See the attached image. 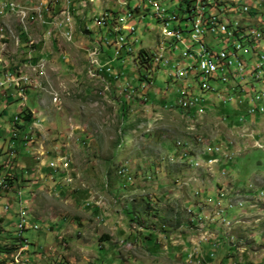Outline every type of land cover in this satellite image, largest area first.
Instances as JSON below:
<instances>
[{
	"label": "rangeland",
	"instance_id": "1",
	"mask_svg": "<svg viewBox=\"0 0 264 264\" xmlns=\"http://www.w3.org/2000/svg\"><path fill=\"white\" fill-rule=\"evenodd\" d=\"M81 1L87 14L78 7L71 13L70 8H65L69 0H0V71L4 67L3 70L12 71L16 77L24 76L33 82L23 93L24 106L29 110H40L36 92H42L45 122L41 126L50 127L48 136L28 135L30 140L21 151L20 168H25L26 175L32 173L36 163L31 151L36 143L47 149L58 143L66 149L60 156L70 159L69 165L66 159L63 168V171L68 168L66 175L71 178L66 182L72 181L68 185L62 181L65 175L56 178L65 189V193H58L59 197L68 196L67 201L71 202L28 204L30 214L26 224L32 228L21 233L16 228L20 222L17 216L20 205L15 195L9 196L12 208L4 216L2 226L12 232L9 243L21 236L27 241L28 251L20 248L25 252L12 260L11 254L19 247L16 246L6 259L0 254V262L12 260L9 264H13L20 255L23 264L29 256L33 264H42L47 258L49 264H264V193L257 195L264 185V151L252 149L253 140L256 144L264 142V116L234 127L229 121L243 114L247 103L241 97H247L250 110L261 108L260 99L257 103L251 99L255 95L264 98L263 74L257 69L258 54L244 40H238L237 44L242 46L239 52L228 51L233 54L231 59L256 70L259 79L254 76L243 83L239 77L226 74L223 77L227 81L222 82L203 75L190 77L186 72L177 81L176 72L180 69L176 67L180 62L177 59H182L186 48L177 45L175 49L174 41L160 35L163 25L157 15L150 18L147 12L156 14L158 1L165 5L170 2L169 13H177L179 9L180 16L186 14L185 19L175 22V26L182 27L183 21L184 28L197 15L196 7L199 12H206L201 11L202 2L194 1L192 5L191 0L186 1L188 4L185 0H151L154 5H150L148 0L123 1V13L128 9L143 20L127 22V26L137 29L132 37L123 31L134 50L122 61L115 59L117 49L111 30H104L103 24L97 22L104 18L106 25L115 24L113 14L102 13L103 8L115 2L78 0ZM232 1L235 4L231 0H217V3L220 7L233 6L240 19L248 20V26L264 34V0ZM140 2L148 3L147 9L140 8ZM244 7L248 8L247 13L243 12ZM99 14L94 26L93 18ZM235 16L229 15L228 19L234 21ZM85 26L91 33L84 31ZM94 29L97 31L93 32ZM210 43L216 52L227 45L219 40H209L207 44ZM97 45L101 47L100 54L89 56L87 50ZM140 47L156 54L151 61L159 67L150 87L144 89L138 88V70L133 61ZM159 48H166L170 58L159 59L158 54L163 56V49ZM259 49L264 51V39ZM39 59L42 62L38 63ZM92 59L112 68V76L118 77L112 80L115 82L106 77L112 86L101 76H90ZM193 65L196 66L195 61ZM31 66H35V73ZM167 66L170 70L164 68ZM34 83L40 84L42 90H35ZM236 84L245 85V90L234 89ZM205 86L211 90L203 92ZM181 87L188 97H192V92L199 95L196 92L199 91L206 101L204 109L190 113L178 109ZM224 88L227 99L232 100L226 107L218 96ZM3 89L15 102L8 104L7 98L0 106L1 111L7 106L5 114L0 115V147L5 139H12L8 132L13 127L5 133L3 124L18 117L16 107L22 102L15 89ZM125 98L128 104L123 108ZM223 107L228 110L227 120L218 115L217 110ZM11 142L15 145L19 141L16 138ZM215 144H220L225 157L222 155L217 166H210L202 154L208 145L212 148ZM47 162L43 171L55 173ZM31 185L32 190L37 187ZM37 194L43 195L44 191ZM21 196L22 200L29 199L27 190ZM153 199L160 202L156 204L160 208L155 211L151 210ZM171 199L172 206L168 204ZM218 201L222 203L220 216L224 218H218ZM4 203L5 198H0V212ZM228 206L231 208L227 209ZM82 221L86 223L83 228ZM190 224L197 226L191 228ZM179 226L185 232L177 230ZM163 229L176 231L164 235ZM201 230L215 235L214 246L206 242L209 240L206 235L199 236V242L204 243L199 244L198 252L194 251L196 246L192 249L181 244L180 234L191 244L187 238L199 235ZM65 242L67 247L59 250ZM55 250H71L76 254L66 258ZM52 252L58 256L51 255Z\"/></svg>",
	"mask_w": 264,
	"mask_h": 264
},
{
	"label": "built area",
	"instance_id": "2",
	"mask_svg": "<svg viewBox=\"0 0 264 264\" xmlns=\"http://www.w3.org/2000/svg\"><path fill=\"white\" fill-rule=\"evenodd\" d=\"M115 7L113 6L112 8H108L106 10V14H113L115 17V24L113 25H106V22L104 21V18L101 19V22L104 26V30H111V34L113 37V43L116 46L117 49V55L119 54L118 50L121 48H124V40H130L129 36H123V27H124V18H123V1H130V0H116ZM203 3V10L201 11H206L208 13V35L210 39V35H222L227 38V45L224 46V55H222V59H220V63L218 67H223V64H230L231 65V73H227L228 77H232V74H240L241 76H249V70H244L243 68H239L237 66H232V62H226L225 60V51H233V52H239V46L241 45H235V36H233L232 33V24H240V26H244V22H249L248 20L240 19L237 13V9H233V6L230 8L228 7H220L217 3V0H212V1H204V0H198ZM151 2V0H150ZM72 2L69 0L68 7L65 8H70V5ZM79 6L78 8H82V1L81 3H78ZM147 4L148 3H141L140 2V8H146L147 9ZM232 4V0H231ZM171 5L170 2H168L166 5L163 3V1H158V5H156V14H148L150 18H152V15H160L166 17L168 21V29H167V37L166 39H173V33H180V42H175V49L176 46L179 45L182 48H186V46L181 44V35H189L190 38H193V34H190L183 28V21H182V27H175V20H181L180 18V10L177 9V13H169V6ZM116 9V11H114ZM39 10V9H35ZM243 12L247 13L248 8L244 7ZM229 15H236L234 21H230L228 19ZM140 22L143 20V18H139ZM215 20H222V23H227L228 26H231V34H224L223 31H215L214 30V22ZM195 22H197V18H195ZM137 28H132V31L130 33V37L134 35V31H136ZM49 34V32H48ZM243 35L244 38V43L246 42L247 34H241ZM262 37V36H261ZM261 37L258 39V44L257 47L254 51L252 52H258V60H257V69L260 71V73L263 74V67H264V61L260 60V52L259 51V42H261ZM165 39V40H166ZM212 45V43H210ZM101 48V47H100ZM163 49V58H170V53L166 52V48ZM89 51V56L92 55H99L100 54V49L97 47H93L88 49ZM190 53H196L195 50H189V57L186 59H177L178 61H181V69H188L190 73H195V68L193 67V64L190 63ZM251 53V52H250ZM251 57V56H250ZM42 60L39 59L38 62H41ZM201 64L204 65V58L201 57ZM153 65V64H152ZM207 68V71L209 72V75H216V67H211V65H204ZM90 76H101L103 73L109 74L111 72L109 68V64H101L100 63H90ZM159 69V67H155V69ZM168 68L170 70V66L164 67ZM217 76V75H216ZM221 79V77H218ZM177 81H181L180 77H177ZM33 84L32 81L29 79H22L16 77L13 72L6 71L2 73V76H0V89H3L4 87H11L14 88L17 91L18 96L22 99L25 100L24 92L27 88L31 87ZM33 86L35 90H42L40 84H36ZM244 86V85H243ZM193 89V85H192ZM198 94H194L192 92V97H185V91L183 90V87L180 88L179 90V98L177 100V108L182 109L184 113H190L192 111H200L204 109V98L202 94L199 91H196ZM195 92V93H196ZM219 99L222 101L223 106L229 105L232 100L227 99V96L225 95V88L222 89V93H218ZM244 100V103H247V106L244 109L243 114H239L236 119V123L240 122H250L251 120H255L256 118H259L261 116H264V98H258L261 100V110L260 112H252L250 110L248 101H246L247 97H241ZM246 101V102H245ZM225 107H223L225 109ZM221 118V117H219ZM18 117L14 118V123L18 122ZM10 134L12 137H16L15 131L11 130ZM213 150L215 153L219 155H223L224 153L221 154L222 151H220V144H215L213 145ZM211 146L208 145L205 151L203 152L202 155H205L208 151H210ZM254 149H259L264 151V142L263 144H256V141L253 140V147ZM227 157L228 155L225 154ZM224 156V155H223ZM225 157V156H224ZM210 166H213L218 163V160L216 158L210 159L206 162ZM50 167L55 169V170H62L63 168L66 167V159L61 158L55 163H51ZM223 175V173H222ZM0 188L2 189H7V184L5 181H0ZM262 195V194H261ZM217 210H218V218H224L223 216H220V208H223L221 206V203L216 204ZM227 208H230L228 206ZM9 210V205L8 203L4 206L3 211L7 212ZM19 218L20 222L17 224L16 228L18 232L22 231L27 227L26 221H25V213L20 212L19 213ZM1 230V229H0ZM21 248L27 249V243L24 241V245ZM13 264H19V260H17Z\"/></svg>",
	"mask_w": 264,
	"mask_h": 264
},
{
	"label": "crops",
	"instance_id": "3",
	"mask_svg": "<svg viewBox=\"0 0 264 264\" xmlns=\"http://www.w3.org/2000/svg\"><path fill=\"white\" fill-rule=\"evenodd\" d=\"M111 5L112 4H109L108 6L110 7ZM74 6L77 7V6H79V4L78 3L76 5L74 4ZM93 32H96V30H94ZM26 68H28V67H26ZM3 69H4V67H2V71H0L1 74L6 72V71L11 72L10 70H3ZM7 88L14 89V88H11V87H7ZM36 94H37V96H39L38 97V106H39L40 110H37V111L29 110L28 108H26L24 106L25 105V101L21 100L22 102H19L17 104V107H16L17 109L15 111L17 115L20 114L24 110L31 111V113L33 114L31 123L26 124L25 122H19L17 125H14L13 122L12 123L11 122H4V124H3V126H5V129H4L5 133L8 132L7 130L10 127H13V128L16 127V129H19L18 131L20 132V135L17 136V140L19 141L17 144H15V145L12 144V142H11L12 139H10V140H6L5 139L4 143L0 147V159H1V163H0V180L5 178V180L8 182V190L3 191V190L0 189V197L1 198L4 197L5 200L10 201L11 199H10L9 196L11 194L15 195V197H17V192H20V191L22 192L23 190H27V192L29 194V199L23 200V203H25L27 206H28V204L29 205L33 204L35 201L44 202V203H47V202L48 203L49 202L50 203H55L57 201H58V203L71 202V200L67 201V197L68 196H65V197L61 198L58 195V193L59 194L60 193H65V191H64L65 189L62 188V186H59L58 182L56 180V178H57V176H59V174H56V173H53V172L50 173L49 170H48V172H44L43 171L44 168L47 166L46 162L48 160L51 162V161L59 158L60 155H63L62 154L63 152H66V149H64V146H62V148H61L60 144L52 143L51 147L49 149H47V148H45L43 146L41 147V145L39 143H36L35 146L33 147L32 151H31L32 160H33L34 163H36L34 165L32 173L29 174V175H26V171H24L25 168H20L21 167L20 162L22 161V159L20 158V157H22L21 151L24 149V147L26 148V145H27L26 144L27 143L26 140L24 142L22 141V140H24L23 139L24 135L26 136L29 133L30 128H31V132L34 135V138L39 133L40 134H46V135L49 134L50 127L48 125L41 126V123L45 122V118H44V115H45V101H44V97L42 95V92H40V91L36 92ZM6 95L7 94H6L5 90L4 89H0V106L3 105V100L4 99L6 100L7 98H9L8 104H10L12 102H15L14 97H10V96L8 97ZM17 97L19 98L18 94H17ZM6 108H7V106H5V111H6ZM5 111H3V110L1 111L0 110V115L1 116L4 115ZM22 126L24 127L23 131H22V129H20V127H22ZM1 128H2V126L0 124V129ZM64 154H66V153H64ZM19 160H21V161H19ZM18 166H19V168H18ZM32 179H34L35 181H33L31 183H28V181H30ZM31 184H37V187H34V190H32L33 186ZM38 191H44V194L43 195H39V194H37ZM42 197L45 198L46 200H43ZM73 197L74 196H71L70 199L75 200ZM21 200H22V196H21ZM172 200L173 199H171L169 201V203H168L170 206H172L171 205ZM17 201H18V198H17ZM151 202L153 203V205H152L153 208H151V210L153 209V211H155V210H157L156 208H158V207L160 208L159 205L158 206L156 205L157 202H159L158 200L153 199V200L150 201V203ZM152 206L149 205L148 207L150 208ZM27 211L30 214L29 209H27ZM155 215H156V213H155ZM4 219H5V217H4L3 213H2V207H1V212H0L1 226L3 225ZM85 224L86 223H84L82 221V224H81L82 227L81 228H83ZM106 224H108V223H106ZM190 225L192 226L191 228L197 226V224L196 225L195 224H190ZM190 225H188L189 228H190ZM100 226H102V225H100ZM2 228H3V226H2ZM177 228L178 229L180 228V232H185V228H183L182 226L176 227V229ZM7 229H9V228H3L5 233L3 232L1 234V235H4L5 238L10 237V234L6 235L7 234L6 233ZM172 229H175V227L172 228ZM172 229L171 230L163 229L161 231L164 233V235H168V234H170V232L175 233L176 230L173 231ZM208 230L216 232L215 230H212V229H208ZM159 231H160V229H159ZM196 231H199V230L197 229ZM201 231H200L199 235L194 236L193 238L192 237H188L187 238L188 241L189 240L192 241L191 244H188L187 242H185L184 241L185 236L180 234V239L181 238L183 239V240H181V242H182L181 244H184V246H186V248H190V246H191L192 249H193V246H196L197 248H194V251L198 252L199 244L200 243H204V242H199V236L200 235H202V236L206 235V236L209 237L208 238L209 240H207L206 242L209 245L212 244V246H214L216 241H217L214 238L215 235L214 234L210 235V234H207V232L203 233V231L202 232ZM164 238H166V237H164ZM66 245H68V244L66 243L65 245H62V246L58 247L59 250H61L60 248L67 247ZM62 250H64V249H62ZM53 252H55L56 254H59V255H64V257H66V258H69V257L72 258L76 254V253L74 254L73 251H71V250H65V251H56L55 250ZM53 252H52L51 255L55 256L56 254L53 253ZM185 252H187V249H185ZM56 256H58V255H56ZM36 259L40 260V258L38 256H36ZM24 261H26L28 264H33L34 263V261H32V258L30 256L27 257ZM13 263H15V262H13ZM42 264H49L48 258H47V260H43Z\"/></svg>",
	"mask_w": 264,
	"mask_h": 264
},
{
	"label": "bare ground",
	"instance_id": "4",
	"mask_svg": "<svg viewBox=\"0 0 264 264\" xmlns=\"http://www.w3.org/2000/svg\"><path fill=\"white\" fill-rule=\"evenodd\" d=\"M141 1H144V0H141ZM148 1H149L150 5H154V3H151L150 0H148ZM194 1L199 2L198 0H191L192 5H193ZM232 3L235 4L234 1H232ZM127 5L128 4L126 3V6ZM189 9H191V7H189ZM195 10H196L197 15L193 16L191 25L189 26V24H187L184 27V30H186L187 32H189L190 34H193L195 36H193V38H190L189 35H181V44L186 46V50L182 55V59H186L187 57H189V50H195L196 51V53H190V63L193 64L194 61L196 62V66L193 65V67L195 68V73H190L188 69H181V63H180L181 61L177 62L176 67H180V69H177L176 80H177V77H180V80L183 79L181 76L183 74H185L186 72L189 74L188 76H190V77H193V76L197 77L198 72L203 73L205 78L212 77L214 75H209L207 68L204 66V65H211V67H216V73L219 72L218 77H221V79H218V80H221L223 82L224 80H227L223 76H225L227 73H231V65L230 64H223V67H218V65L220 63V59H222V55H224V50L217 52V55L213 57L212 54H214V52H216L215 49H213L214 45L209 46V44H207V42H209V40H214V41L219 40L221 42L227 43V38L222 36V35H210V39H209V36H207L208 35V27H207V25H208V13L207 12H205V13L199 12L197 7ZM134 12H136V11H134ZM102 13H106V10H104ZM101 14L97 15L94 18V20L96 18H98ZM123 18H124L123 31H127L128 33H131L132 28H135V27L127 26L126 25L127 22L131 20V21H135L136 23H138L140 21L139 18H142V17L134 15L132 11H129L127 9V11L123 13ZM184 18H186V14H184L182 16V19H184ZM195 18H197V22H195ZM157 19L163 25V27L161 28L160 35L162 34L163 37L166 38L167 37V29H168V21H167L166 17L160 16V15H157ZM248 24H249V22H245L244 26H240V24H232V33H233V36H235V45H240V44H237V43H239L238 40H241V41L244 40L243 35H241V34H247L245 44L250 45L251 49L254 51L257 47L258 39L262 36L261 37V41H262L264 39V34L259 29L253 28L254 26L253 27H250V25L248 26ZM94 25H95V23H94ZM99 30H103V29H99ZM214 30L215 31H223L224 34H231V26H228L227 23H222V20H215ZM135 32L136 31H134V34H135ZM207 37H208V40H207ZM171 40L174 42H180V33H173V39H171ZM130 41L131 40H124V48L123 49H124V51H126L128 53H133V50H134L132 47L133 43L130 44ZM189 43L191 44L190 46H189ZM260 43L261 42H259V46H260ZM193 44H195V46H193ZM158 47H161V43ZM159 49H160V51L162 50V48H159ZM241 49H242V46H239V51ZM259 51L261 52L260 49H259ZM254 53L258 54V52H254ZM152 54L156 57L155 53L152 52ZM260 54H261L260 60L264 61V53H260ZM157 57L159 59L163 58L162 54H158ZM201 57L204 58V65L201 64ZM231 57H233V54L229 53L228 51H225L226 62H232V66H237L239 68H243L244 70H249L248 78H246L247 76H241L240 77V74H233L232 75L233 78L236 79L239 77L243 83L247 79L254 78V76L256 74V70L251 69L250 67H249V69H247L248 64L236 62L235 60L231 59ZM91 62L92 63H99L98 61H96L94 59H92ZM35 66H31V67H33L32 68L33 70H34ZM34 73H35V70H34ZM22 74H25V73L23 72ZM18 78L27 79V77H24V76L18 77ZM255 79H259L258 74L255 76ZM263 79H264V72H263V75L261 77V80H263ZM247 87H249V86H247ZM243 88L245 89V85L243 86ZM250 88H252V86H250ZM202 89L207 91L210 88L208 86H205ZM185 97H188V96L185 95ZM259 97H260V95H255V96H252L251 99L257 103L259 100L258 99ZM260 110H261V108H259V106H258L254 111L253 110H251V111L252 112H260ZM223 120H225V119L223 118Z\"/></svg>",
	"mask_w": 264,
	"mask_h": 264
},
{
	"label": "trees",
	"instance_id": "5",
	"mask_svg": "<svg viewBox=\"0 0 264 264\" xmlns=\"http://www.w3.org/2000/svg\"><path fill=\"white\" fill-rule=\"evenodd\" d=\"M72 2V4L70 5V11L71 13L74 12L75 10V6L74 4L76 5L78 0H70ZM76 1V2H75ZM187 0H185L184 3L188 4V2H186ZM74 6V7H73ZM187 6V5H186ZM128 7V5L126 6V8ZM180 8V6H177ZM130 11V10H129ZM181 20L182 19V16H180ZM185 19V18H184ZM178 20H175V22H177ZM81 24V23H80ZM84 24V23H83ZM175 27H179V26H175ZM85 31V30H84ZM123 52V53H122ZM137 54L135 56V58L133 57V61H134V66L136 67V69L138 70L137 71V79L136 81L138 82V88L139 87H143V86H150V84L152 83L153 81V75L154 73L158 70L155 69V66L152 65V57L154 56L152 53H150L148 50H146L144 47H140L137 51ZM119 53V52H118ZM213 57L217 55V52H214V54H212ZM131 56V53H128L126 51H121V53H119V55H115V59H119V60H127L128 57ZM111 72L109 74H105L106 76H109L110 80H117L118 77L116 75H113L114 74L112 72V68L109 67ZM117 74H119L117 72ZM199 75H203V73L201 72H198L197 73V76ZM217 75V76H216ZM216 75L212 76V77H207L208 79H213V78H217V80L219 79L218 76H219V72L216 73ZM204 76V75H203ZM227 80H224L223 82H226ZM112 82H115V81H112ZM110 85H111V82H109ZM112 86V85H111ZM234 89H239L241 92H243L245 89L239 85V84H236L234 86ZM211 90V88H210ZM214 91V90H213ZM203 92H206L205 90ZM204 102L206 103L205 99H204ZM124 106H122L123 108H125L126 104L127 103V98L124 99V102H122ZM205 107V106H204ZM124 111V110H123ZM225 114L228 113L227 110L224 111ZM22 120L23 122H25L26 124H29L31 123V120H32V114L29 112V111H23L22 112ZM225 119V117H222ZM228 118V117H227ZM229 119V118H228ZM226 120V119H225ZM232 124V120H229ZM20 129H22V131L24 130V127H20ZM205 158L206 160L208 159H213V158H222L220 157L219 154L215 153L213 148L208 151L206 154H205ZM16 247V245L12 244V243H9L6 239L2 238L0 239V254L4 253V254H10L12 252V250H14Z\"/></svg>",
	"mask_w": 264,
	"mask_h": 264
},
{
	"label": "clouds",
	"instance_id": "6",
	"mask_svg": "<svg viewBox=\"0 0 264 264\" xmlns=\"http://www.w3.org/2000/svg\"><path fill=\"white\" fill-rule=\"evenodd\" d=\"M115 3H112V6H113V4L115 5L116 4V0H113ZM92 2H93V0H92ZM79 3V2H78ZM86 3H88L89 4V2H86ZM92 4V3H91ZM74 7V6H73ZM75 8V7H74ZM108 8H110L109 6H107L105 9L103 8V10L102 11H104V10H107ZM82 11H86V14H87V10L86 9H83L82 8ZM96 17V16H95ZM94 17V18H95ZM94 18H93V23H94ZM84 25V24H83ZM95 26V25H94ZM84 28V30L86 31V32H88V33H91L90 31H88V28L85 26V27H83ZM94 30H96V29H94ZM99 30V29H98ZM97 31V30H96ZM99 31H101V30H99ZM101 49V48H100ZM12 72V71H11ZM104 74V76H102L101 75V78L103 79V81L105 82V83H107V84H109L110 85V83L109 82H106V73H103ZM105 78V79H104ZM100 79V78H99ZM146 87H150V86H143V87H140V88H142V89H144V88H146ZM22 100V99H21ZM23 101H25V100H23ZM53 102V101H52ZM54 103H56V102H54ZM57 104V103H56ZM174 109V108H173ZM178 110V109H177ZM225 110H227L226 108L224 109V108H222V110L221 111H219V110H217L218 112H219V117H225V119L227 120V114H225V113H223ZM25 111V110H24ZM27 111V110H26ZM179 111V110H178ZM228 111V110H227ZM23 112V111H22ZM22 112L20 113V114H18L17 116H18V122H16V123H14V121H13V123H14V125H17L19 122H23V120H22V117H23V115H22ZM30 113H31V111H29ZM180 112V111H179ZM181 113V112H180ZM32 114V113H31ZM33 115V114H32ZM19 116H21V117H19ZM256 120V119H255ZM254 120V121H255ZM232 124H233V126H238L237 125V123H236V119H235V121H232ZM11 130H13V131H15V133H16V137H12V135H11V138L12 139H16L17 138V136L19 135L18 133H20L18 130L19 129H16V127L15 128H13V129H11ZM10 130V131H11ZM10 131L8 132V134H10ZM29 134H33L32 132H31V128H30V131H29V133L25 136L24 135V140H22L23 142L26 140V141H28V140H30V139H28V135ZM258 136H256V138H257ZM258 140H263V139H261V137H258ZM252 149H254V148H252ZM66 156H60L59 158H57V159H55V160H53V161H51L50 163H49V167H50V164L51 163H55V162H57L59 159H61V158H65ZM220 157H222V155H220ZM231 158V157H230ZM234 158V157H233ZM65 159H67V158H65ZM217 160H218V163L217 164H215L216 166L219 164V160H221V158H216ZM208 160H210V159H208ZM207 160V161H208ZM67 161H68V165L70 164V159L68 160L67 159ZM69 167V166H68ZM51 168V167H50ZM51 169H53V168H51ZM67 171H68V168H67V170L66 171H62V170H55L54 169V172L56 173V174H59V175H65V178H63L62 179V181L65 183V184H70V183H67L66 182V179L67 178H69L70 180H71V178L69 177V175L67 176L66 174H67ZM223 174H224V172H222ZM222 173H221V175H222ZM0 181H5V183L7 184V189H2V188H0L1 190H3V191H6V190H8V182L5 180V178L4 179H2V180H0ZM252 185H250L249 187L250 188H252L251 187ZM257 190V189H256ZM260 190L261 191H259L258 192V194L257 195H260V194H262L263 195V193H264V185H263V187L262 188H260ZM1 198V197H0ZM17 198H18V203H19V205H20V210H19V212L17 213V216L19 217V213L20 212H24L25 213V221H26V217H28L29 216V213H28V211H27V205L25 204V203H23V200H21V193L20 192H17ZM218 202H220L221 203V201H218ZM217 202V203H218ZM8 203V205H9V210L12 208V205L10 204V201H7L6 200V203H4L3 204V206H2V213H3V215L5 216L7 213H8V211L7 212H4L3 211V208H4V206L6 205ZM221 205H222V203H221ZM234 207V206H233ZM236 207H238L237 205H236ZM227 208V207H226ZM231 208V207H230ZM227 209H229V208H227ZM226 209V210H227ZM225 210V211H226ZM225 211H224V213H225ZM224 217V216H223ZM19 220H20V218H19ZM19 224V223H18ZM27 225V224H26ZM222 226H224L223 224H222ZM30 228H32V227H30V226H28L27 225V227L25 228V229H30ZM0 239H2V238H4V239H6L7 241H8V238H5V236L4 235H1L3 232L5 233V231L3 230V228H2V226H1V221H0ZM24 230V229H23ZM22 230V231H23ZM18 231V230H17ZM22 231H20L19 233H21ZM6 235H11V231H10V229H7V231H6ZM12 240V242H14L13 244L14 245H16V246H19L18 247V250H15L16 252L14 253V254H11V259L13 260V258L19 253L20 255L23 253V252H27L28 251V244H27V249L25 250V251H20V248L21 247H23V245H24V241H26L25 239H23L21 236H19V237H17L16 239H11ZM16 243V244H15ZM26 243H27V241H26ZM13 253V252H12ZM2 255L4 256L3 258H7L8 257V255L7 254H4V253H2ZM20 255H19V257H18V259H19V264H23L22 263V261H21V259H20ZM11 260V261H12ZM11 261H9V262H11ZM8 261H5V262H3V263H1L0 262V264H8L9 263ZM27 262H25V264H26Z\"/></svg>",
	"mask_w": 264,
	"mask_h": 264
}]
</instances>
